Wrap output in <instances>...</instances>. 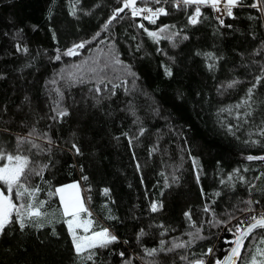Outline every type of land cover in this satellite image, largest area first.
<instances>
[{
    "label": "trees",
    "instance_id": "1",
    "mask_svg": "<svg viewBox=\"0 0 264 264\" xmlns=\"http://www.w3.org/2000/svg\"><path fill=\"white\" fill-rule=\"evenodd\" d=\"M123 2L0 0V149L29 157L25 182L40 187L49 214L23 229L13 216L0 233V264H212L231 247L237 218L264 209V80L248 94L264 77V0L260 9L243 0L223 26L207 7L190 24L193 8L166 6L140 28L125 13L109 22ZM165 25L159 39L148 35ZM73 182L90 232L117 237L91 260L75 253L49 196ZM13 201L24 202L14 193ZM153 203L162 207L153 212ZM261 236L245 240L236 264Z\"/></svg>",
    "mask_w": 264,
    "mask_h": 264
},
{
    "label": "snow or ice",
    "instance_id": "2",
    "mask_svg": "<svg viewBox=\"0 0 264 264\" xmlns=\"http://www.w3.org/2000/svg\"><path fill=\"white\" fill-rule=\"evenodd\" d=\"M155 3H160V0H154ZM176 6H179L181 3L185 6L189 5H197L195 8V12L189 16V23L196 24L198 23V17L201 15L200 5L210 6L214 11H221V3H223V10L227 16H233V9L238 5L242 4L243 0H175ZM137 0H124L123 7L118 8L113 13V18L117 16L120 12H123L125 9H131L132 16H138L142 13H150L148 16H144V19L149 20L150 23H156V18L161 15H167L168 13L163 7L156 8L153 10L152 8H137L136 7ZM252 8H256L257 4L252 3ZM264 11V9H261ZM220 24L223 26V19L220 20ZM107 27V25H105ZM143 27V25H140ZM174 27V26H173ZM229 27H231L229 25ZM168 26L165 25L159 29V32H148V35L153 39H159L160 33L167 31ZM186 38V37H185ZM84 44L81 43L75 46V49L83 48ZM75 49H69L65 55H76ZM60 57L57 56V59ZM115 63L119 64L120 61L117 58ZM209 67H212L210 65ZM166 75L171 76V71L166 69ZM75 78V77H74ZM264 80V77L258 76L256 77V83L252 85L251 88L248 89V94L251 96L253 89ZM237 81H234L232 84H229L228 87H233ZM97 92H99V88H97ZM246 103V101H245ZM240 107V105H237ZM60 116L67 115L66 111H61L58 113ZM143 131V130H142ZM31 135V133L29 134ZM26 142V138H19L17 141L18 147L19 145ZM255 143V141L253 142ZM33 147H37V145L33 144ZM73 148H76V145L73 144ZM77 153H79V149L76 148ZM257 157L249 156L247 159L252 160ZM259 159H264V157H259ZM0 185H3L7 191L0 189V233H2L5 228L13 223V216H15V221L19 223L20 228L23 229L25 227V221L36 223L37 227H42L43 225L39 222L45 219L49 214L42 211L46 205V201L37 200V196L41 191L40 187L37 186H29L25 181L28 178L29 172V157L21 154H11L6 153L2 149H0ZM193 166L194 168L198 166V161L193 158ZM47 168V165H44L40 168L39 171H36L34 174L43 178V171ZM139 169V165H137ZM87 179V177H84ZM197 182H199V176L197 175ZM167 186V185H166ZM109 190L104 189V194L108 195ZM13 193L15 195L16 201H24L21 203H15L13 201ZM58 195L60 199V208L56 211L60 213V215L64 218V223L67 224L68 232L72 237V244L75 248V252L78 257H82L83 253L87 252V259L91 260L95 253L92 251L93 249L99 247L104 248L108 245L117 241V237L112 235L108 229H102L100 231H91L90 229L93 227V221L91 219L82 218L81 214L88 212L84 203L80 196V189L77 183L65 185L62 187H58L55 189L54 193H49V196ZM219 195V193H217ZM26 198V199H25ZM251 203V202H249ZM162 205H158L153 203L151 205V210L156 212ZM251 209H249L250 211ZM205 211H208V208L205 207ZM88 216H91V213H88ZM185 216L191 220V216L189 213H185ZM245 222H241V225H237L234 235V240L230 241L233 245L229 250V254L224 258L223 261L217 260L216 264H236V261L241 258L242 249L245 247V240L249 237H252L257 230H264V213H261L259 216L253 215L250 217V220L247 222L246 226ZM194 227L195 225H190ZM79 230H82L85 235H80ZM201 229H196L195 238L203 239V237L199 236V232ZM142 234V232H141ZM190 236H193V233H189ZM191 240L188 242L191 244ZM163 241H161V250H163ZM264 236H261L258 245L255 247L252 252L251 258L246 264H264ZM184 244H174L173 247H184ZM172 249H169L171 251ZM157 250H145L146 255H153ZM212 249H208V253L210 254ZM123 255V253H121ZM130 264V262H128ZM195 264H204L203 260L195 261Z\"/></svg>",
    "mask_w": 264,
    "mask_h": 264
},
{
    "label": "built area",
    "instance_id": "3",
    "mask_svg": "<svg viewBox=\"0 0 264 264\" xmlns=\"http://www.w3.org/2000/svg\"><path fill=\"white\" fill-rule=\"evenodd\" d=\"M147 4H139V0H137V4L136 7L137 8H152L153 10H155L156 8L159 7H163L165 9L166 6H170L173 10L175 11H187L189 8H193V12L189 15L191 16L194 12H195V8L197 7V5H189V6H185L182 3L179 6H176V2L175 0H160V3H155L154 0H144ZM254 3L257 4V9H260V4H259V0H254ZM199 7H207L208 9L211 10L212 16L215 20H217L218 22H220L221 19H226L229 16L226 15V13L223 10V3H221L220 7H221V11L217 12L214 11L210 6H204V5H200ZM125 14L129 15L133 20H135L136 26L138 28H140V25L143 24L144 21H149L147 19H144V16H148L150 15V13H142L141 15L132 16L131 13V9H126L124 11ZM189 16H188V22H189ZM261 213H264V209H259L257 210L253 215H257L259 216ZM252 215V216H253ZM204 261V264H207L208 259H200Z\"/></svg>",
    "mask_w": 264,
    "mask_h": 264
},
{
    "label": "rangeland",
    "instance_id": "4",
    "mask_svg": "<svg viewBox=\"0 0 264 264\" xmlns=\"http://www.w3.org/2000/svg\"><path fill=\"white\" fill-rule=\"evenodd\" d=\"M75 46L76 45H74L71 49H74L75 48ZM73 183H76V182H73ZM73 183H68V184H65V185H69V184H73ZM78 184V183H77ZM65 185H62V186H65ZM79 185V184H78ZM62 186H59V187H62ZM79 189H80V196H81V199H82V201H83V203H84V206L86 207V201L84 200V196H83V194H82V190H81V188H80V186H79ZM57 196V199H58V202H59V205H60V199H59V196L58 195H56ZM86 209H87V207H86ZM259 209H261V208H258V209H253V210H251V211H248V212H245L244 213V215L245 216H240V217H238L237 218V223L235 224V227H234V231L233 232H235V229H236V227H237V225H241V223L240 222H244L245 221V225H246V222H248V220H250V217L257 211V210H259ZM81 216H82V218H84V219H90L89 217H88V213L86 212V213H82L81 214ZM65 225H66V229H67V232H68V227H67V224L65 223ZM244 226V225H243ZM68 234H69V232H68ZM79 234L80 235H85V233L82 231V230H79ZM88 234H91V232H89ZM69 237H70V239H71V241H72V237L70 236V234H69ZM74 247V246H73ZM74 250H75V248H74ZM76 253V252H75ZM212 264H216V262H214V263H212Z\"/></svg>",
    "mask_w": 264,
    "mask_h": 264
},
{
    "label": "water",
    "instance_id": "5",
    "mask_svg": "<svg viewBox=\"0 0 264 264\" xmlns=\"http://www.w3.org/2000/svg\"><path fill=\"white\" fill-rule=\"evenodd\" d=\"M123 4H124V2L121 4V6H120L119 8L123 7ZM116 10H117V9H116ZM116 10H115V11H116ZM125 10H126V9H125ZM125 10H124V11H125ZM115 11H114V12H115ZM124 11H123V12H120L117 16H115V18L118 17V16H120L122 13H124ZM113 19H114V18H113V14H112V17L110 18L109 22H111ZM79 44H81V43H78L77 45H79ZM74 49H75V48H74ZM81 50H82V48L75 49L76 53H79ZM232 246H233V245L231 244V247H232ZM231 247L229 248V250L231 249ZM229 250H228V252L226 253L225 257L229 254ZM225 257H224V258H225ZM224 258H223V260H224ZM223 260H222V261H223Z\"/></svg>",
    "mask_w": 264,
    "mask_h": 264
}]
</instances>
